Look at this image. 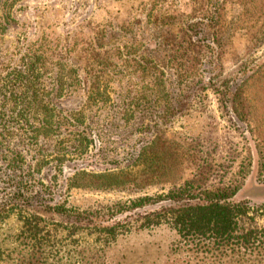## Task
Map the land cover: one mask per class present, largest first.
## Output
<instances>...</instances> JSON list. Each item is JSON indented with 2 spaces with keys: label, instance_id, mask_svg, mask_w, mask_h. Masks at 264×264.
I'll return each mask as SVG.
<instances>
[{
  "label": "rangeland",
  "instance_id": "obj_1",
  "mask_svg": "<svg viewBox=\"0 0 264 264\" xmlns=\"http://www.w3.org/2000/svg\"><path fill=\"white\" fill-rule=\"evenodd\" d=\"M8 4L17 22L0 40V73L43 37L64 46L66 66L84 85L71 89L65 108L86 111L93 144L65 156L50 137L42 167L43 156L20 133L0 144V264H264V42L256 38L262 22L252 0ZM184 22L197 23L188 37ZM89 54L105 67L95 90ZM7 147L17 149L18 168L7 167L14 158ZM154 165L156 178L138 184L68 186L78 171L121 176ZM207 186L239 187L229 201L246 205L241 227L261 242H200L175 229L174 210L199 202L190 198ZM22 190L27 212L6 207ZM175 191L181 201L169 199ZM147 197L153 200L135 207Z\"/></svg>",
  "mask_w": 264,
  "mask_h": 264
},
{
  "label": "trees",
  "instance_id": "obj_2",
  "mask_svg": "<svg viewBox=\"0 0 264 264\" xmlns=\"http://www.w3.org/2000/svg\"><path fill=\"white\" fill-rule=\"evenodd\" d=\"M9 1L15 2L16 0H0V40L4 38V34L8 29L16 27L13 25L17 22L13 14V4H8ZM252 2L255 7V16L258 15L259 20L262 22V26L256 30V38L261 40L260 43H263L264 0H252ZM242 5L246 9L244 3ZM196 25L197 23L188 25L184 22L181 32L188 37L194 31ZM169 31H172V28ZM45 39L47 38L43 37L38 40L40 42L39 48H36L35 45L29 46L17 61L12 58V63L8 62V65L3 67V73H0V144L20 133L19 137L24 145H29L43 156L39 160L41 162L40 167L43 166L45 154L49 150L44 142L50 137L56 140L54 149L60 150L59 152H63L65 156L88 150L93 144V139L87 135L89 129L85 127L88 121L86 111L84 109L67 110L65 108L66 97L71 89L73 87L81 89L84 85H81L76 69H68L66 66L65 60L68 56L64 53V46L47 45ZM55 46L58 49L60 48V53L51 54L50 49ZM67 49L70 50V47ZM85 50L87 52L89 48L85 47ZM85 60H87V66L91 67L88 71V77L95 79L90 89H99L96 86L100 85L98 82L105 73L102 70L105 67L99 68L101 63H99L96 55L89 54ZM93 67L99 70L94 71ZM68 77L79 81L80 85L68 84ZM154 85H159L158 81ZM160 96L163 100L168 97V94L161 91ZM93 99L88 100L89 105ZM157 101H160V98ZM235 112H239L237 108H235ZM89 132L91 133V130ZM89 136L92 137V133ZM159 140L160 137L157 141L155 139L152 142L151 148L156 147L155 152L160 145ZM7 149L14 156L13 159L9 160L10 164L7 167L18 168L17 149L10 150L9 147ZM171 158L172 154L170 155ZM157 170H159V165H154L148 171L147 169L142 170L140 174L129 172L121 176L78 171L69 178L68 186L69 188L98 189L126 186L130 183L138 184L149 178H156ZM59 174H62L61 168ZM186 185L190 184L186 183ZM193 186L200 188L203 187V184L196 185L193 182ZM238 188V186L233 189L207 186L200 191L203 197L193 196L190 198H199L201 199L199 202L186 203L174 210V214L170 218L171 223L183 236L200 240V242L208 240L211 243H216L218 241L224 245H229L237 240L236 242L240 247L246 248L250 244L254 246L257 242H261L263 236L258 234L254 236L253 233L244 231L243 226L241 227V218L247 214L246 205L244 203L236 205L229 201L237 194ZM185 189L184 192L186 193L187 190ZM172 193L176 195L169 197L170 200L175 202L182 200L177 191ZM17 194L16 198L13 199L14 201L6 204V207L11 206L14 207L11 210L17 209L25 213L27 212V206L21 205L24 195L23 190ZM152 200L151 197L144 198L135 207L143 206ZM15 203L16 205H11ZM51 210H55L61 215L66 214V210L59 205L51 207ZM1 213L3 211L0 209Z\"/></svg>",
  "mask_w": 264,
  "mask_h": 264
}]
</instances>
